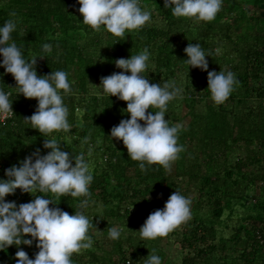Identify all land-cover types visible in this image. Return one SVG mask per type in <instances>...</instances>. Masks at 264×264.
I'll return each mask as SVG.
<instances>
[{"label": "trees", "instance_id": "1", "mask_svg": "<svg viewBox=\"0 0 264 264\" xmlns=\"http://www.w3.org/2000/svg\"><path fill=\"white\" fill-rule=\"evenodd\" d=\"M156 2L164 26L154 25L147 29L150 32L145 33V29H142L131 37L123 35L119 38L118 48L125 58L135 52L139 54L144 47L156 46L158 54L151 73L153 80L149 79L150 76L147 78L151 83H160L161 86L165 82H174L176 85L173 79L178 72L188 67L184 62L187 59L184 49L189 43H199L209 55L208 71H233L237 82L227 101L216 104L207 89L206 71L205 82L197 86L194 77L188 83L183 99L179 100V95L184 94L181 92L169 101L167 120L170 126L179 125V130L184 132L178 136L177 141L183 149L170 161L168 167L152 164L147 165L146 170L140 169V161L128 157L122 140L110 138L112 127L117 126L122 119L130 118V114L124 111L127 102L117 96L109 97L99 86L101 77L114 73L113 67L109 65L113 66V56L91 54L89 48L93 45H81L80 42L71 45L69 41L72 32L95 31L83 23L77 0H8L3 5L0 3V26L9 19L16 20L17 28L11 33L10 43L15 42L20 46L26 59L30 60L35 54L44 56L43 61L37 58L41 68L39 75L56 70L68 72L72 88L71 93L67 94L61 90L64 103L69 109L70 130L44 134L31 128L24 120L36 111L37 99L18 94L14 77L0 67V89L10 93L9 99L14 108L12 119L0 122V179H7L5 169L12 165L19 166L25 157L37 149L41 150V155L47 154L50 149L43 145L45 139L51 138H56L62 149L73 155L84 153L89 172L93 176L89 196L71 197L67 194L37 191L31 194L17 189L5 199L16 201L19 205L31 201L35 195H45L56 203L50 204V207H59L69 214L84 212L92 221L93 226L87 235L92 238L93 244L85 254L80 251L73 253L72 264H82L83 261V264H107L106 253L112 247L117 248L120 254L124 250L121 239L114 240L108 236V229L117 221L121 224V217L135 214L137 226L141 228L152 212L164 207L173 192L178 191L189 198L193 189L196 195L192 198L196 203H190V215L173 232L182 235V248L188 250L183 264H207L208 256L217 248L209 239L215 233H211L210 227L196 211L202 209L206 202L212 206L213 215L221 218L231 204V197L237 194L240 196L244 190L264 178V171H260L264 169V73L261 69L264 65V37L255 33L260 22H264V0H222L220 10L210 21L177 17L171 8L164 7V0ZM246 4L255 10L259 9L262 15L256 16L255 13L249 16ZM183 20L187 21L190 32L196 31L195 39L186 38L187 32L180 31ZM239 28L244 31V39L248 37L249 31L254 32L253 37L256 34L255 43L249 44L247 48L245 66L225 62V54L233 56L240 52V42L235 39ZM96 34L99 36L98 32ZM184 38L187 40L183 41ZM227 40L233 44L224 43ZM44 43L52 44L51 52L43 50ZM225 47L226 53L221 54L220 50ZM155 72H159V75H155ZM142 75L147 76V71ZM91 88L96 89V92L92 93ZM176 103L179 104L172 106ZM152 110L159 111L157 108L148 111ZM69 136L74 138L73 143L67 142ZM255 140L262 144L260 152L252 154L247 148L241 153L239 151V156L232 159L231 150L249 147ZM222 158L226 164L223 174L215 168V164L222 162ZM255 166H259L260 170H253ZM194 184L198 187L191 188ZM85 199L88 205L81 208V201ZM261 219L264 222V216ZM240 232L237 237H240ZM255 238L257 241H254L260 246L261 241L257 236ZM20 249L33 259L39 251L35 241L31 246L11 245L0 250V264H16L18 258L15 253ZM255 255L256 251L244 252L243 258L251 263ZM129 259L142 264L129 255L123 257L122 264H126Z\"/></svg>", "mask_w": 264, "mask_h": 264}, {"label": "clouds", "instance_id": "2", "mask_svg": "<svg viewBox=\"0 0 264 264\" xmlns=\"http://www.w3.org/2000/svg\"><path fill=\"white\" fill-rule=\"evenodd\" d=\"M78 11L84 24L95 30L103 25L116 36L126 31L141 28L151 19V12L142 10L139 0H77ZM222 6V0H164V7L171 8L177 17H192L210 21L215 18ZM12 15H15L14 13ZM15 20L9 19L0 26V67L10 73L16 81L18 94L38 101L36 111L25 117L31 128L48 134L56 130H70L69 109L64 103L63 93H71L72 88L65 70L51 71L38 75L37 57L26 59L20 46L11 42V33L15 31ZM45 52H51L52 44L42 45ZM184 52V62L190 67L207 71L208 88L216 104L224 103L237 82L231 71H208L209 63L204 49L199 43H189ZM150 52L145 48L129 58L115 61L117 68L123 71L101 77L104 94L117 96L127 102L125 112L129 119H122L113 126L110 138L122 140L128 157L140 161L141 170L147 165L160 164L168 167L183 146L178 145L179 125L170 126L165 118L169 101L182 92L174 82L151 83L142 75L147 68ZM130 72L131 74H127ZM10 93L0 89V113L13 112ZM157 108L159 111H148ZM143 121V123H141ZM44 148L50 149L41 155L37 149L25 157L19 166L5 169L7 179H0V250L11 245H29L36 242L39 251L30 258L23 249L15 253L16 264H72L71 255L81 249L92 247V238L87 235L92 221L84 212L69 214L45 195H35L34 199L17 205L16 201H6L5 197L14 194L17 189L25 193H55L71 197L89 196V185L93 176L88 169L85 154L73 155L61 147L56 138L45 139ZM73 161L75 163L73 164ZM88 200L81 201V208ZM190 215V200L180 192H173L162 209L152 212L139 229L140 236L155 239L167 235ZM121 230L110 227L108 236L118 239ZM31 238H28V237ZM146 264H162L157 254H149Z\"/></svg>", "mask_w": 264, "mask_h": 264}, {"label": "rangeland", "instance_id": "3", "mask_svg": "<svg viewBox=\"0 0 264 264\" xmlns=\"http://www.w3.org/2000/svg\"><path fill=\"white\" fill-rule=\"evenodd\" d=\"M7 1L8 0H1L0 3L1 5H3L7 3ZM139 5L142 8V10L151 12V19L148 22H146L141 28L126 31L124 35H126L127 37H131V35L138 34L139 31L142 29H145L144 32L147 33L150 32L147 31V29H150L152 26L154 25L164 26L165 24V22H163L161 19V14L160 11L158 10V2H156V0H139ZM246 5H247L246 12L249 16H252L255 13L256 16L260 14L262 15V12L259 9L255 10L254 8L251 7L250 4H246ZM247 23H249V21H247ZM174 26L176 27V25ZM181 26L182 27L180 31L182 33L187 32L186 38L190 37L192 39H195L197 37L196 35L197 33L195 30L194 31L192 30L190 32L189 26L187 27V21L183 20ZM95 31L96 33L97 32L99 33V36L95 33ZM95 31L88 33L85 30L72 32L73 34L69 37V41L71 45L76 44L78 42H80L81 45L83 44L93 45L91 48H89L90 52H92L91 54L100 53L101 55L104 56L108 54L112 55L114 58L113 66L111 64L109 65L113 67V71L114 72L123 71L122 69L117 68L115 65V61L117 59L125 58L123 52H121L118 48L119 45L118 42H120L119 38L123 36H116L108 32L103 25L100 27V30H95ZM243 32L241 28H239L237 31V38H235L240 42V46H239L240 52L235 53L233 56L225 54V62H228V64L236 63L237 65H242V66L246 65L247 60L245 55L247 53V48L250 47L249 44L255 43L256 34L264 37V22H260L258 27H256L255 29L256 34L254 37H253L254 32L249 31L248 37L244 39L245 36L242 35ZM186 38H184L183 41H186L187 40ZM96 41H98L97 44ZM224 43L233 44L228 40ZM144 49L145 47L141 49L140 52H142ZM147 49L150 52V57L149 60L147 61L146 77L150 76L149 79L153 80L151 78L152 75L151 73L155 67L154 66L155 59L158 54V49L156 46L153 45L149 46ZM226 49L227 47L222 48L220 50L221 54L226 53ZM136 54L137 53L135 52L134 55ZM33 56H37V55L35 54ZM37 58L42 61L45 59L40 57ZM103 64H105V60H103ZM149 69H151V72ZM261 69L262 72L264 73V65L261 67ZM36 70L39 75L41 73V68L38 66V64L36 65ZM184 70H186L188 74H186ZM127 74L130 75L131 73H127ZM154 74L159 75V72H155ZM205 75H206V71H202L200 68H194V67H190L189 69V66L186 69H183L180 73L178 72L176 78H174L173 80L177 82L176 86L180 87L182 89V92H184V94L179 95V100L183 99V97L185 96V93L187 91V85L188 83H191L194 80V77L196 80L195 85L200 86L203 83L204 79L206 78ZM189 77L190 80L188 81ZM91 92L95 93L96 89L91 88ZM178 104L179 103H176V105L173 104L172 106L175 107ZM165 118L166 119L168 118L166 111H165ZM182 133L184 132L182 130H179L177 135L181 136ZM74 141H75L74 138H72L71 136L67 138V142L69 143H73ZM261 146H262L261 142L260 141L258 142L257 140H255L254 143H252L249 147L243 146L242 149L240 148L241 150L235 146L236 148L231 150L232 159L234 160L239 156V151L241 153L242 150L247 148H248V152L252 154H254L255 152L258 153L261 150ZM204 159L205 158H203L202 160ZM223 159L224 158H222V162H218V164H215L216 170H220L222 174L225 172L224 169L226 167L225 161ZM259 166H255L253 170L259 171L260 170ZM262 170L264 171V169H261L260 171ZM262 174H263L262 177H264V173ZM216 175L217 174H215V176ZM178 181L181 182V179H179ZM197 187L198 186L194 184L191 188H197ZM242 190L244 189L242 188ZM195 195L196 192L193 189L192 193L190 194V197L188 198L190 200V203H192L193 205L196 203L195 199L192 198ZM230 199H231V204L227 206L221 218H217L213 215L212 206L208 205L206 202H204L205 204L202 209L196 211V213H198L200 218L206 222L208 227H210L211 233H215L214 236L210 235L209 239L210 242L216 245L217 248L214 252H212L208 256L207 261L209 263L207 264H264V222L261 219V217L264 216V178L259 179V182H257V184L251 187L250 189L244 190L240 196L237 194L236 197H231ZM134 210H136V208H134ZM119 220L121 224H119V222L117 221L114 226L118 227L121 230V235L118 239H121L124 250L120 254L117 248L112 247L111 250L106 253L108 255L106 257L107 264H122L123 257L128 255L129 257L134 256L135 258H137V261H139L142 264H146V259L149 254L159 255L162 258V264H183V258L185 257L188 250H184L182 248L180 242V239L182 238L181 234H174L172 229L167 233V235L159 236L155 239H146L140 236L139 233L140 228L137 226V217L135 216V214H131L130 216H126V217H121ZM239 232H240V237H237ZM255 236H257L258 240L261 241L260 246L256 244L257 238H255ZM255 239L256 241H254ZM87 250L88 248L81 249L80 252L82 254H85L87 253L86 252ZM250 251H256V255L254 262L248 263L246 259L243 258V254L244 252L248 253ZM83 263L84 261L82 262V264Z\"/></svg>", "mask_w": 264, "mask_h": 264}, {"label": "built area", "instance_id": "4", "mask_svg": "<svg viewBox=\"0 0 264 264\" xmlns=\"http://www.w3.org/2000/svg\"><path fill=\"white\" fill-rule=\"evenodd\" d=\"M12 110L13 112H9V113H0V122L5 123L7 122L9 119H12L13 115H14V108L12 105ZM126 264H137L136 262H134L133 260L129 259L126 261Z\"/></svg>", "mask_w": 264, "mask_h": 264}]
</instances>
